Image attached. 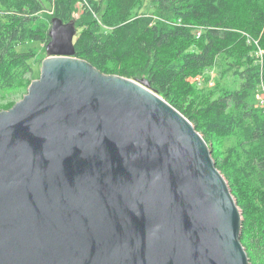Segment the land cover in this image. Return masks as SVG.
I'll return each mask as SVG.
<instances>
[{
	"label": "water",
	"instance_id": "1",
	"mask_svg": "<svg viewBox=\"0 0 264 264\" xmlns=\"http://www.w3.org/2000/svg\"><path fill=\"white\" fill-rule=\"evenodd\" d=\"M53 17L39 75L0 110V264H250L242 211L180 111L74 56Z\"/></svg>",
	"mask_w": 264,
	"mask_h": 264
},
{
	"label": "trees",
	"instance_id": "2",
	"mask_svg": "<svg viewBox=\"0 0 264 264\" xmlns=\"http://www.w3.org/2000/svg\"><path fill=\"white\" fill-rule=\"evenodd\" d=\"M152 1L144 11L142 0H0V91L22 97L38 77L29 44L46 45L53 17L74 22L75 57L146 79L201 133L242 211L249 263L264 264V0ZM209 69L237 87L187 81Z\"/></svg>",
	"mask_w": 264,
	"mask_h": 264
},
{
	"label": "rangeland",
	"instance_id": "3",
	"mask_svg": "<svg viewBox=\"0 0 264 264\" xmlns=\"http://www.w3.org/2000/svg\"><path fill=\"white\" fill-rule=\"evenodd\" d=\"M152 3H153L152 0H142V10L151 11L153 9ZM79 5L80 4L77 3L76 12L74 13L75 18H78L80 16V12L78 11ZM78 30L79 28L77 29V31ZM29 46H31L35 50V53H36L32 61V66H33L34 75L38 76L40 66H41V61L46 56L45 46H43L42 44L38 42H32L29 44ZM187 81L191 84H199V86L205 85L207 87H213L214 85L223 83V82L232 88H236L238 85V79L230 75V72L227 73L223 79H221L216 69H211V70L209 69L202 74H198L195 76H192V75L188 76ZM261 89L262 90H260V92L258 93L259 95L263 94L264 88H261ZM22 92H23L22 90L0 91V107L8 105L12 103V101H14L15 103L16 101L21 99Z\"/></svg>",
	"mask_w": 264,
	"mask_h": 264
},
{
	"label": "built area",
	"instance_id": "4",
	"mask_svg": "<svg viewBox=\"0 0 264 264\" xmlns=\"http://www.w3.org/2000/svg\"><path fill=\"white\" fill-rule=\"evenodd\" d=\"M198 34H199V32H198ZM256 97H257V99H259L262 102L264 100V90H263V94L262 95L258 94Z\"/></svg>",
	"mask_w": 264,
	"mask_h": 264
}]
</instances>
